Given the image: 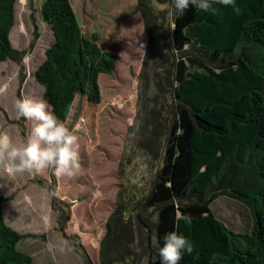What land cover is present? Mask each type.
I'll return each instance as SVG.
<instances>
[{
    "label": "trees",
    "instance_id": "trees-1",
    "mask_svg": "<svg viewBox=\"0 0 264 264\" xmlns=\"http://www.w3.org/2000/svg\"><path fill=\"white\" fill-rule=\"evenodd\" d=\"M37 1L53 42L32 76L64 122L75 98L99 103L98 76L114 72L117 56L98 46L95 32H82L70 0ZM136 1L147 38L144 62L153 63L157 87L172 93L175 112L146 202L158 217L147 225L155 237L150 264H162L159 248L173 231L193 249L178 264H264V0H235L239 14L213 3L209 12L190 6L183 16L172 0ZM15 2L0 0V62L19 63L25 53L9 39ZM219 196L249 209L250 231H232L214 216L210 204ZM8 200L0 195V264H33L17 247L33 234L4 220ZM179 213L190 222L178 221ZM65 221L56 218L60 232ZM121 248L118 260L133 261L132 247Z\"/></svg>",
    "mask_w": 264,
    "mask_h": 264
},
{
    "label": "rangeland",
    "instance_id": "rangeland-1",
    "mask_svg": "<svg viewBox=\"0 0 264 264\" xmlns=\"http://www.w3.org/2000/svg\"><path fill=\"white\" fill-rule=\"evenodd\" d=\"M70 3L82 32H95L98 46L117 56L115 69L98 76L99 103L75 98L63 122L78 136L81 169L72 176L0 170V195L9 197L3 217L17 232L33 234L17 245L33 264H150L155 237L147 225L156 215L146 202L175 120L172 93L157 87L153 63L144 62L147 38L136 0ZM39 9L37 0L32 6L16 0L9 39L25 53L19 63L0 62V131L14 140H26L35 123L17 118L15 101L42 100L32 75L53 35ZM210 210L232 231H250L252 216L241 202L219 196ZM57 217H68L62 232ZM117 247H132L134 260H118Z\"/></svg>",
    "mask_w": 264,
    "mask_h": 264
},
{
    "label": "clouds",
    "instance_id": "clouds-1",
    "mask_svg": "<svg viewBox=\"0 0 264 264\" xmlns=\"http://www.w3.org/2000/svg\"><path fill=\"white\" fill-rule=\"evenodd\" d=\"M213 3L230 6L236 14L240 13L235 0H172L170 7L183 16L190 6L209 12ZM14 107L18 119L35 123L26 140H14L9 132L0 131V170L10 175L52 170L57 176H72L81 169L78 136L49 110L45 101L25 97L17 99ZM155 219L158 221V217ZM181 219L190 222L191 217L179 213L177 220ZM163 240L159 248L162 264H178L182 252L193 250L191 242L175 231L167 233Z\"/></svg>",
    "mask_w": 264,
    "mask_h": 264
}]
</instances>
